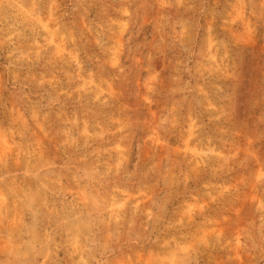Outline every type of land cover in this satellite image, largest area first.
I'll return each instance as SVG.
<instances>
[{
  "label": "rangeland",
  "instance_id": "1",
  "mask_svg": "<svg viewBox=\"0 0 264 264\" xmlns=\"http://www.w3.org/2000/svg\"><path fill=\"white\" fill-rule=\"evenodd\" d=\"M0 264H264V0H0Z\"/></svg>",
  "mask_w": 264,
  "mask_h": 264
}]
</instances>
